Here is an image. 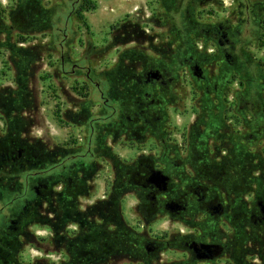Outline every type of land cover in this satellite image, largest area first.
<instances>
[{
  "label": "rangeland",
  "instance_id": "rangeland-1",
  "mask_svg": "<svg viewBox=\"0 0 264 264\" xmlns=\"http://www.w3.org/2000/svg\"><path fill=\"white\" fill-rule=\"evenodd\" d=\"M249 1L263 11L264 0ZM243 5L0 0V208L7 221H18L0 264H264V137H250L252 123L246 125L230 95L242 88L239 77L231 78L223 125L214 129L202 113L218 95L185 68L158 93V136L146 126L134 133L124 122L109 127L101 97L108 82L122 100L128 74L176 67L193 44L206 73L217 76L220 63L202 28L226 20L236 25L241 12L250 26ZM257 19L262 26L246 51L263 61L264 13ZM64 34L65 56L88 65L99 88L86 67H62ZM241 62L249 65L245 57ZM90 125L94 159L63 190L55 183L47 194L21 196L22 209L32 201L19 218L7 202L22 193L25 174L85 144ZM231 132L238 139L227 138ZM10 147L22 150L18 163L5 157ZM144 166L169 173L165 191L143 186ZM198 241L214 249L196 253L189 244Z\"/></svg>",
  "mask_w": 264,
  "mask_h": 264
},
{
  "label": "flooded vegetation",
  "instance_id": "flooded-vegetation-1",
  "mask_svg": "<svg viewBox=\"0 0 264 264\" xmlns=\"http://www.w3.org/2000/svg\"><path fill=\"white\" fill-rule=\"evenodd\" d=\"M242 7L243 3L237 0ZM244 9L250 12V26L245 24L243 13L236 25L232 24L229 20L221 22H215L210 25L203 27V32L205 36V41H211L214 44L210 56L220 63V69L217 76L209 75L204 70L202 65L205 62L204 59L200 60L193 53L198 51L195 44H193L191 49L184 53L182 59H177V66H171L169 69L165 68H154L147 69L142 73H131L125 77L124 83L127 88H125V97L121 100L116 98L114 95V88L110 86V83H106V89L101 91L102 103L105 108L106 114L103 116L105 124L112 127L117 125V123L124 122V125L128 124V127H133L132 132L134 133L137 127H149L157 136L159 131V121L161 116L159 113V100L158 93H163L162 91L169 88L174 82L176 76L175 72L182 68L190 71L193 75L195 74L199 81H204L203 89L207 92H215L218 95L220 104H222L223 116H224V104L226 105L224 99L228 98V90L230 86V81L233 76H238V67L241 58H247L246 53L248 43L250 45L255 40L254 33H256V27L262 26L259 23L257 17L260 12V3L253 4L249 0L243 5ZM248 23V24H249ZM258 24V26H257ZM243 27H246L243 29ZM245 32V34H244ZM244 35H250L248 40L245 39ZM244 40L243 42L241 40ZM66 40V34L60 41V61L62 67L65 68L66 65H71V71H76L86 67V75L90 82H92L95 87L99 88L100 83L91 76V69L88 65L81 64L80 62L71 61L69 56H65L64 53V42ZM242 42V43H241ZM206 43L202 45V48H206ZM248 53V52H247ZM151 70H158L156 76H154ZM199 74V76H198ZM238 79V78H237ZM241 85L240 79H238ZM232 90V89H231ZM143 91V93H142ZM231 97L235 99L236 106L243 107L240 103L239 92L237 88L233 89L231 92ZM256 118L262 124L255 126ZM250 123H252L253 131L250 132V137H259L262 135L264 137V60H256L250 51ZM91 130L88 134L87 141L81 147L74 151L65 153L54 163L45 166L44 168L36 171L28 172L27 176L23 180L22 193L18 196L12 197V199L7 202V207H14V210H18V217L21 218L23 212L26 209L27 204L32 199L33 196H40L47 194L51 186L55 183H61V190L65 188L66 181L72 180L73 175L79 168H83L86 163H89L94 159V153L92 151V142L94 139V126L90 125ZM230 137L231 140L238 139V134H233L232 132L226 136ZM5 157L11 159L14 163H18L19 158L22 157V150L14 151L13 147L7 148L5 151ZM153 168L146 177L143 186L149 192H158L157 187L148 182L147 178L152 172ZM162 170L169 177V173L166 170ZM136 172L135 174H138ZM29 175L35 176L33 180H29ZM141 175H144L141 173ZM170 180V178H169ZM31 195V199L27 201L28 203L25 207L20 208V201L23 200L21 196L27 197ZM155 198L154 194L152 195ZM203 200L204 197L202 198ZM32 201V200H31ZM18 207V208H17ZM261 207V206H260ZM16 211V210H15ZM4 207L0 208V250L4 248L6 237L10 230H16L18 227V221L11 219L7 221ZM203 242H192L189 247L196 253L199 251H211L214 247H202ZM216 245V244H215ZM217 246V245H216ZM215 246V247H216Z\"/></svg>",
  "mask_w": 264,
  "mask_h": 264
},
{
  "label": "trees",
  "instance_id": "trees-1",
  "mask_svg": "<svg viewBox=\"0 0 264 264\" xmlns=\"http://www.w3.org/2000/svg\"><path fill=\"white\" fill-rule=\"evenodd\" d=\"M264 13V9L263 11L259 12V14ZM247 55V60L249 62V65H243V63L241 62L243 60V58L240 57V63H239V67H238V77L241 81V86L242 88L238 91L239 92V98H240V103H242L243 107L241 108L239 106V112H241L245 123L248 127H250V54L249 53H244ZM209 94V92H208ZM219 102L214 104L212 102L211 99L208 98L207 101V110L204 111V113H202V116L204 118H206L207 121V126L210 128H219L223 125V109H222V104H220V100H218ZM201 116V117H202ZM202 117V118H203ZM205 119V120H206ZM255 126H257L258 124H262V122H259V118L255 121ZM152 167L150 166H144L143 168V183L146 180L147 175L149 174V172L151 171Z\"/></svg>",
  "mask_w": 264,
  "mask_h": 264
},
{
  "label": "water",
  "instance_id": "water-1",
  "mask_svg": "<svg viewBox=\"0 0 264 264\" xmlns=\"http://www.w3.org/2000/svg\"><path fill=\"white\" fill-rule=\"evenodd\" d=\"M151 72L154 76H156V74L158 73V70H151ZM169 178L170 177L167 174H165L162 170L153 169L150 175L148 176L147 180L148 182L154 184L159 191H165L167 189ZM259 205L261 206V211L264 217V206L262 205L261 202H259ZM201 245L202 247H205V246L209 247L208 244H201Z\"/></svg>",
  "mask_w": 264,
  "mask_h": 264
}]
</instances>
